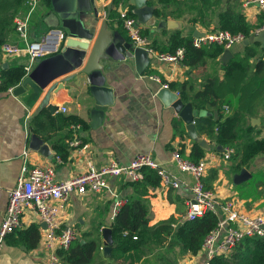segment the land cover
<instances>
[{
    "label": "crops",
    "instance_id": "crops-1",
    "mask_svg": "<svg viewBox=\"0 0 264 264\" xmlns=\"http://www.w3.org/2000/svg\"><path fill=\"white\" fill-rule=\"evenodd\" d=\"M109 1L99 0L101 17L97 24L98 30L108 14ZM191 1L186 2L185 5L179 1V8L177 5L160 0L151 2L163 11L159 15L162 19H173L180 24L178 28H166L160 32L144 26V31H148L146 37L151 47L154 48L156 42L161 48H166L169 35L175 30H180L183 35L193 38L196 31L208 33L218 30V15L230 6L234 10L241 11L252 25L264 26L263 12L258 5L245 7L243 0H210L209 7L203 3H196L197 7L194 9L192 7L194 3ZM17 14L22 17L27 16L24 6ZM196 17L199 20L192 23L191 19ZM58 21V15L53 11L52 5L42 0L29 17L26 36L13 32L6 43L25 48L28 42L39 40L49 28L61 27ZM109 26L111 31L117 30L128 37L123 24L115 17L110 16ZM248 47L255 50L256 54L250 57L247 69L236 70L233 75L227 76L225 66L243 58ZM154 50L160 51L156 48ZM230 50L232 55L227 61L222 59V53L218 58L207 59L196 68L186 65L185 62L173 64L160 61L154 55L153 62L142 75L136 71L133 61L109 62L110 68H104V73L107 76V84L114 88L115 102L107 108L103 122L97 127L92 124L91 113L95 101L90 94L89 81L87 75L80 74L79 70L59 78L48 86L32 109H28L14 93L0 91V225L8 204V191L16 185L17 177L26 160L23 156L25 150L29 152L27 161L30 167L53 166L58 180H65L83 172L89 161L97 167H102L111 159L129 163L139 153H150L170 170L176 171L181 177L192 182L191 175L180 173L176 164L171 162L173 151L184 149L188 155L192 149L193 139L198 137L206 139L209 143L219 144L212 141L207 134L199 136L197 133L196 137L190 135L187 124L180 115L172 107H166L157 97V91L162 85L153 80L151 75H158L163 82L174 85V88L171 86L170 88L175 92L179 91L180 97L181 85L187 83L186 91L190 99L196 91L204 87L208 79H215L216 89L223 104L221 109H204L209 114L203 117H213L214 120L221 121L227 116H237L239 138L237 145H227L235 149L228 161L221 159L223 151L205 149V156L216 153L220 157V160L207 170L203 179L205 187L214 191L221 200L234 199L242 211L250 214L264 213V180L251 190L242 186L252 178L255 169L264 174V153L238 166L242 160L241 151L253 141L264 139V43L241 42ZM261 60L263 64L259 68L257 64ZM27 62L28 56L25 52L10 56L2 48L0 73L2 69L11 65H25ZM189 102L193 103L192 100ZM63 107H67L66 112L62 110ZM60 114H75L87 122V126L81 127L76 135L83 143L88 144V149L77 152L70 148L69 143L75 137V132L71 127L62 129L59 127ZM198 118L200 117L195 121ZM30 130L50 147L56 157L55 161L31 148ZM55 145L68 146L70 155L67 161L58 160ZM251 163L254 164L253 172L249 168ZM244 169L249 173V177L236 182V175ZM112 185L129 201L130 198H138L145 202L152 226L171 221L177 228L186 221V202L191 196L189 186L175 189L166 188L161 183L160 186H149L145 190L144 187L123 177L113 179ZM112 220H114L112 199L107 191L86 196L74 194L61 212L62 224L74 227L78 237L89 231L101 235V251L98 255H105L102 230L110 227ZM42 223L38 217L26 215L21 228L32 224L38 226L41 233L38 246L27 251L21 246L5 241L0 251V264H47L49 252L45 249L46 228ZM82 241L85 242L84 239ZM160 255H176L180 264H204L206 258L203 249L199 254L192 255L182 254L178 249L161 247L152 250L139 264H160L158 260ZM61 264L64 263L61 261Z\"/></svg>",
    "mask_w": 264,
    "mask_h": 264
},
{
    "label": "built area",
    "instance_id": "built-area-1",
    "mask_svg": "<svg viewBox=\"0 0 264 264\" xmlns=\"http://www.w3.org/2000/svg\"><path fill=\"white\" fill-rule=\"evenodd\" d=\"M42 0H25L24 8L27 16L17 14L14 17V30L22 36H26L28 20L30 15L37 9ZM245 7L258 5L264 13V0H243ZM116 20L121 22L127 31L128 37L136 47L146 48L153 52L160 61L168 63H183L186 56L184 47L175 52H156L150 46L149 39L143 34L144 25L138 23L137 17L132 16L133 9L126 0H120L116 6ZM264 30V26L257 33ZM66 38V32L62 27L49 28L44 35L35 41H30L25 48L17 45L4 43L3 50L7 55L16 56L25 52L28 62L24 65L26 75L36 65L38 58H45L61 51ZM242 33H231L228 30L218 29L213 32L204 33L202 36L193 38V45L197 48L202 46L218 44L225 49H231L245 39ZM153 80L161 83L162 87L170 88L168 82H163L158 75L150 76ZM2 79L0 78V85ZM15 87L8 92L13 93ZM180 95V92H176ZM64 112L67 107H63ZM71 129L75 137L69 146L77 152L88 149V144L76 135L81 129V124H72ZM232 147L224 148L221 159L228 161L234 154ZM25 162L17 177L16 185L8 191V204L0 225V251L5 245L6 238L12 232L24 225V217L33 215L47 224L45 229V249L49 252L47 264H61L59 250H68L72 243L78 238L77 230L71 225H63L61 212L70 201L72 195L86 196L89 194L107 191L112 199V219H114L121 208L129 202L116 187L112 180L123 177L131 182H140L145 179L144 170L151 168L157 171L161 177V183L166 188L179 189L189 186L191 196L187 200V213L185 220H194L207 212H213L219 216L218 226L206 237L203 251L206 258L204 264H213L212 260L218 256H230L235 247L245 238L264 237V213L250 214L238 208L234 199L221 200L214 191L207 189L204 177L207 170L220 160L219 155L211 153L203 157L199 162H192L183 158L180 149L172 153L171 162L176 164L180 173L192 176V182L181 177L176 171L170 170L166 165L157 161L150 153H139L129 163H121L111 159L102 167H97L91 161L87 168L68 179L58 180L53 166L28 165V150L23 153ZM58 160H61L58 157Z\"/></svg>",
    "mask_w": 264,
    "mask_h": 264
},
{
    "label": "trees",
    "instance_id": "trees-1",
    "mask_svg": "<svg viewBox=\"0 0 264 264\" xmlns=\"http://www.w3.org/2000/svg\"><path fill=\"white\" fill-rule=\"evenodd\" d=\"M24 1L0 0V52L2 45L7 42L11 33L15 32L14 17L17 15L18 10L24 6ZM45 1L48 5H51L50 0ZM119 1L115 0L111 12L112 17H117L115 6ZM160 1L178 6L179 1H182V4L185 5L190 0ZM209 1L192 0L191 2L194 3L192 7L195 9L197 7L196 3H203L209 7ZM162 12L158 9L157 14L161 15ZM131 15L136 16L134 13H131ZM198 20L199 18L196 17L191 19V22L196 23ZM218 27L231 33H242L245 37H250L262 25H252L241 11L234 10L230 6L218 15ZM143 34L146 36L148 31H143ZM180 47H184L186 50L185 64L193 68L205 63L207 59L218 58L224 52V47L218 44L197 48L193 45V37L183 35L180 30H175L169 35L166 48H161L156 42L154 43V48L163 52H175ZM255 54L256 51L248 47V51L243 58L234 60L225 66L227 76L233 75L236 70L245 71L250 57L255 56ZM262 64L263 61L261 60L257 67L260 68ZM25 76L24 65L15 64L2 69L0 73L2 79L0 91H8L11 87L18 86ZM170 86L174 88V85ZM181 89L183 101L186 103L192 100L194 107L197 109L215 110L222 107L223 102L217 92L216 81L213 78L208 79L204 87L196 91L191 99L186 91L187 83L182 84ZM59 116V127L61 129L70 127L75 123L81 124L82 127L87 126V122L78 115L60 114ZM237 122V116L234 115L227 116L221 121L214 120L213 117H200L196 120V129L199 136L207 134L212 141L218 144L234 146L237 145L239 138ZM200 140L199 137L193 139L192 149L188 155H186L184 149H180L183 158L192 162H199L205 156L206 150L200 146ZM55 150L60 159L68 160L70 151L67 145H55ZM261 153H264V139L253 141L241 151L242 160L238 166L246 164ZM144 173L145 179L143 181L133 183L144 187L145 190L149 186L161 185V177L156 170L146 168ZM218 224L219 216L213 212H207L194 220H186L177 228L172 225L171 221L152 226L150 225L149 210L145 202L138 198H130V201L121 208L110 225L114 238L110 255H97V259H95L96 252L101 251V235L94 231L86 232L78 237L68 250H59L58 254L64 264H139L152 250L161 247L171 250L178 249L182 254L197 255L203 249L206 237ZM40 238L41 233L38 226L32 224L29 227L12 232L7 236L6 241L30 251L38 246ZM82 239L85 242H82ZM158 260L160 264H180L176 255H160ZM212 263L264 264V237L245 238L238 243L230 256H218L212 260Z\"/></svg>",
    "mask_w": 264,
    "mask_h": 264
},
{
    "label": "water",
    "instance_id": "water-1",
    "mask_svg": "<svg viewBox=\"0 0 264 264\" xmlns=\"http://www.w3.org/2000/svg\"><path fill=\"white\" fill-rule=\"evenodd\" d=\"M53 11L58 15L61 27L66 32L64 45L59 53L38 58L33 69L15 87L13 93L28 108L32 109L42 97L44 90L59 78L69 75L77 70L80 74L87 75L90 94L95 101L91 117L94 127L99 126L104 119L107 108L115 102L114 88L107 84V76L104 68L109 69L111 61H133L136 71L144 74L154 59L152 51L136 47L131 40L119 31H111L109 19L115 0L107 4L108 14L102 20L98 30L101 13L99 0H50ZM107 1V0H106ZM153 0H128L133 8L138 23L152 30L162 31L166 28H178L179 22L173 19H162L158 14V6L152 4ZM204 33L195 32V36ZM245 44L264 43V30L243 41ZM89 54V55H88ZM232 55L230 49H225L222 59L227 61ZM87 58V59H86ZM157 97L166 107H172L187 124V129L192 137L197 136V117L209 114L204 109H197L192 102L185 103L183 99L171 88L161 87L157 91ZM30 146L41 154L52 158L50 147L30 130ZM200 146L206 150L217 149L223 151V145L209 143L206 139L199 141ZM249 177L247 170L235 177L236 182ZM46 228L47 224L42 223ZM104 238V254L112 253L114 238L112 228L105 227L102 230ZM83 242V241H82Z\"/></svg>",
    "mask_w": 264,
    "mask_h": 264
},
{
    "label": "rangeland",
    "instance_id": "rangeland-1",
    "mask_svg": "<svg viewBox=\"0 0 264 264\" xmlns=\"http://www.w3.org/2000/svg\"><path fill=\"white\" fill-rule=\"evenodd\" d=\"M58 23H59V21H58ZM250 165H249L250 166L249 168L252 171V165L254 166V164L251 163ZM262 168L263 167H261V170H262ZM263 180H264V174H263V172L260 173L258 170L255 169L252 178L248 182H246L245 184H243L242 186H243L244 189L251 190L252 188L257 187L258 186V183L260 184L261 181H263ZM98 253L99 252H96L95 259H97L96 257L98 255Z\"/></svg>",
    "mask_w": 264,
    "mask_h": 264
}]
</instances>
